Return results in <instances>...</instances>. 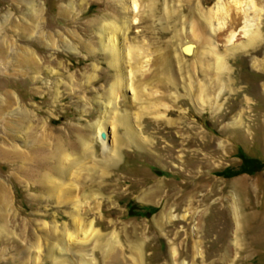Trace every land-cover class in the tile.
<instances>
[{
  "label": "rangeland",
  "instance_id": "374dc122",
  "mask_svg": "<svg viewBox=\"0 0 264 264\" xmlns=\"http://www.w3.org/2000/svg\"><path fill=\"white\" fill-rule=\"evenodd\" d=\"M136 1L140 10L128 13L121 0H0V264L68 259L81 264L79 254L105 264V243L116 236L118 264H133L129 244L134 241L143 243L141 264H264V12L256 49L231 51L225 38L215 42L219 54L229 56L228 67L222 87L213 83L203 102L191 91V79L207 82L216 75L205 77L195 56L182 52L183 35L192 36L187 0H156L153 10L151 0ZM216 2L205 0L203 6L208 10ZM169 8L175 12L170 19ZM148 12H159L150 30V18L139 24ZM125 20L127 41L123 32L116 41L143 53L139 74L155 72L146 59L157 58L161 47L173 53L177 85L166 89L158 112L143 107L158 106L160 98L137 99L132 89L110 103L116 70L100 32L107 26L105 35L111 36L106 23ZM237 38L243 42L247 35ZM169 66L164 63L166 70ZM125 68L130 70V63ZM158 81L145 84V94L162 90ZM127 112L141 143H122L107 168L100 165L78 178L67 175L62 183L60 155L73 154L89 137L97 153L84 166L103 161L101 138L108 131L97 134L92 126ZM117 129L118 136L125 135L123 126ZM189 136L195 137L193 145H187ZM68 180L81 182L75 196L55 188ZM157 184L164 190L160 197ZM173 188L180 198L167 203ZM146 190L151 193L143 198ZM73 196L81 204L84 227L93 221L98 233L83 247L71 241L60 251L58 236L67 242L65 233L75 226ZM189 196L192 203L185 200ZM194 244L202 255L195 254Z\"/></svg>",
  "mask_w": 264,
  "mask_h": 264
},
{
  "label": "bare ground",
  "instance_id": "6f19581e",
  "mask_svg": "<svg viewBox=\"0 0 264 264\" xmlns=\"http://www.w3.org/2000/svg\"><path fill=\"white\" fill-rule=\"evenodd\" d=\"M204 1L205 0H187L186 5L189 7L188 16L191 18L190 32H192V36L188 34L183 35L182 38L183 44L181 43L182 44L181 49L182 52L185 53V55L195 56L196 65H199L201 67V71L199 70L198 71L202 73L205 77L211 75L212 73L216 75V77L211 76L209 80L207 79L208 80L207 82L196 81L195 78L191 79L190 82L191 91L192 92L196 91L198 98H200L203 102H206L207 100L210 99V98H206V96L209 97V95H211V90L213 86H215L217 83L218 86H221L222 73L228 67L226 60L229 58V56L226 54H219V52L217 51L218 48L214 46L215 42H217L218 39L225 38L227 45L231 46L228 47V50L231 51H248L250 49H256L257 45L260 43L263 37L261 32V28H262L261 21H259V19H261V17L263 16V15L261 16V14L262 12H264V0H218V2H216V4L208 10H206L205 6H203ZM155 2L156 0H151V2L149 3L150 10L154 9ZM120 3L122 9H124V12L133 13L140 10L139 9L140 6L136 0H121ZM166 12H169L167 14L168 17L166 18L170 19L172 17H175L174 15L175 12H172L170 8L166 10ZM157 13L159 12H148V15L143 16L140 19L139 24L142 26L145 19L150 18L147 22V29L150 30L154 25H156L155 22L158 20L157 16L159 15ZM126 15L128 16V14ZM130 18L131 16L128 18L129 21H131ZM128 20L123 21L122 25H118L113 22L111 23L108 22V24L106 23V25H109V28H111L113 31V35L111 36L105 35L107 26L102 27L101 28L102 32H100L102 45L104 46L106 53L109 55V59H108L109 64L116 70V77L111 83L109 89L110 97H111L110 103L115 102L116 104V100L118 99L119 94L123 95V93H125L128 89H132L134 91V97H136L137 99L139 98L142 99L141 97L142 96L144 97L145 95L149 97L153 95L156 99L155 101H157V99L160 98L159 103H157L158 106L151 107V105H149L148 107H146L147 106L146 105L143 107V112L146 111L149 112V110L151 109L153 110L151 113H155L158 112L159 110V104H162L161 100L163 98L165 99L168 97V94H166L167 91L166 89L171 86H174L175 84L177 85L174 75L175 68L173 67L174 56L172 51L171 52H169L168 50L165 51L161 47L162 51L158 52L156 56L157 58L146 59V62L150 63L151 66L152 65L156 66L155 72H153L152 74H148V73L145 74V71H143L142 73L139 74V72L142 70L140 64V61L142 60H140V56L143 53H141V51H139L136 47H130L129 45H126L124 41L122 43L124 44V47L118 45L116 41L117 37H119L118 34H120L121 32H123V35H125V40L127 41L126 34L128 35V32H130V25H129L130 22H128ZM137 22L138 21L136 19L135 23ZM124 24H126V26ZM139 31H141V29H139ZM240 32L241 33L243 32L245 35H247V39L243 42H239V39L237 38L238 35L241 34ZM179 61H181V59H179ZM151 62L153 64H151ZM126 63H130L131 65L130 70L125 68ZM131 63H135V64L132 65ZM164 63L170 64L167 70L164 67ZM126 71H128V73ZM153 80H159L158 83L163 87V89L155 90L156 92L155 91L153 92L151 90L150 92H148L150 94L147 95L148 93L145 94L146 86H147L145 84L148 83L153 84ZM163 80L165 81L168 80V83L164 82L165 84H161ZM212 80H214V82ZM216 81L217 83H215ZM213 83H215V85H213ZM148 101H151V104L154 102L152 99L151 100L148 99ZM170 112H172V110ZM127 113H128L127 116H120V117L110 116L109 119H106V122L108 123V124L106 123V125L102 123L104 122L103 120H99L98 122H96V126L95 124L94 126H92V128L94 127V130L96 131L97 134L100 131H102V129H106L103 131H108V134L104 132L105 136H102L103 139L101 138L102 140L101 142L104 144L105 147L104 152L102 153L104 159L103 161L97 162L94 159V166L92 167L84 166L85 162L91 160V157H94L95 153H97L96 150L92 148L93 145L92 143H90L89 137L88 140L86 139L87 141L85 140L86 142H83V144L80 145V148L76 150L73 154L62 153L60 155L61 168L63 169L61 170L62 175H60L62 177V183L67 179L68 176L70 179L71 177L70 175L72 176L74 175V177L77 176L78 178L83 171L90 173L100 165L101 167L103 166L107 168L110 165V163L113 162L114 159L117 158V156H119V151L122 148L121 146L123 144L128 143L129 141H135V142L142 141L140 133H136L131 127L129 112ZM160 116L164 117L166 115L165 113H161ZM109 124H112V127L109 126ZM119 126H123L126 129V132L124 133L125 135L122 136L117 135V131H118L117 128ZM111 135L113 137L112 144H110ZM107 136H109V139L106 141ZM194 139H195L194 136H189L186 140L187 145H193ZM72 155H73V159L69 160V156ZM79 167L80 169H78ZM54 171L57 172L56 169ZM79 184L76 185L73 183L72 185L70 180H68L66 186H63L60 183L58 184L59 186L56 185L55 188L67 190L68 192H71L73 190V195L75 196V191H76L75 189L76 187H79ZM155 191L159 193L158 197H160L161 195L160 192H163L164 190L161 188L160 184H157ZM150 193L151 191L146 190V193H143L142 197L143 198L147 197L149 196ZM178 193L179 192L175 188L168 190L166 194L167 203L168 201H172V199L178 200L180 198V197H176ZM74 196L70 198V200L75 203L74 207L76 209L75 214H73V219H75L74 230L67 231L65 233V236L68 239L67 242H65L64 240L65 237L63 235L61 234L59 236L57 235L59 237L58 238L59 242H62V245L58 248L60 251L68 250L69 249L68 243H71V241L76 242L80 244V247H83L84 243L89 242L92 239V236L93 235L96 236L95 234L98 233V230H95L93 228V221L90 222V226L88 228L84 227V225L86 226V224H84V217L82 216V214L78 209V206H80L81 204L76 202L78 201V199H75ZM85 196H89V194L85 193ZM187 197L185 198V200H187V202L189 203H192V198L189 196L188 199ZM185 200L183 202L187 203L185 202ZM233 207H234L233 211L236 214V220L238 223L237 225L239 226L241 225V220L238 215L239 207L237 206L236 202L235 205H233ZM166 214H168V212L164 211V216ZM185 216L186 214L182 215L183 218H185ZM168 217L169 219H172L171 214ZM107 242L108 243H105L104 246V252L106 254V259H107L105 264H118L119 260L121 259H119L120 252L117 244H120L121 242L118 240L117 236L112 240L109 239ZM129 247L132 253L135 252L132 255L133 264H141V262L143 261L142 241L130 242ZM194 247L196 248L195 254L202 255V253L199 252L200 249H198V246L194 244ZM50 252H53V250L50 249ZM172 253L174 259L176 260L178 255L177 249L173 248ZM68 260H64L63 261L64 264H72L71 261ZM79 260L81 264H97L94 263L92 260L86 259L85 256L83 257L80 254H79Z\"/></svg>",
  "mask_w": 264,
  "mask_h": 264
},
{
  "label": "water",
  "instance_id": "95a60500",
  "mask_svg": "<svg viewBox=\"0 0 264 264\" xmlns=\"http://www.w3.org/2000/svg\"><path fill=\"white\" fill-rule=\"evenodd\" d=\"M103 136H105V134H103Z\"/></svg>",
  "mask_w": 264,
  "mask_h": 264
}]
</instances>
